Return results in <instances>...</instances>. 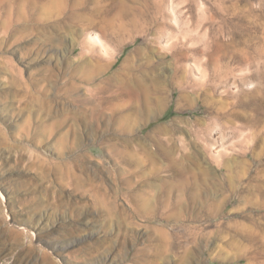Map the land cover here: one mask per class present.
<instances>
[{
  "label": "rangeland",
  "instance_id": "374dc122",
  "mask_svg": "<svg viewBox=\"0 0 264 264\" xmlns=\"http://www.w3.org/2000/svg\"><path fill=\"white\" fill-rule=\"evenodd\" d=\"M120 1L91 3L98 10L94 15L81 10L82 15L74 18L68 10L48 23L62 21L58 32L43 23L41 12L48 0H18L8 31L3 29L6 12L0 8V264L146 263L150 246L156 244L152 235L163 227L164 218L152 221L138 212L133 193L122 183L128 176L119 172L121 168L129 172L136 166L120 161L110 149L125 137L139 138L131 150H138L144 161L141 140L147 139L156 151L158 140L173 139L177 154L185 149L198 159L195 164L186 162L206 171L208 203L204 197L203 205L192 204L180 216L201 240L210 239L209 247L191 246L198 250L190 264H200V257L201 264H264V0H187L181 5V0H165L173 6L168 33L174 38L163 36L162 44L134 55L129 64L125 59L135 48L146 47L154 38L148 32L136 42L126 41L130 34L121 26L129 29L130 22L118 16ZM191 5L196 6L192 15ZM138 17L141 27L147 28V19ZM157 27L148 22L151 30ZM51 33L59 35L60 44L47 42ZM172 49L176 55L174 51L167 55ZM178 60L184 62L179 69ZM89 61L93 68L110 63L100 81L115 72L142 77L140 71L134 72L138 66L148 69L151 77L165 76L171 80L163 84L166 103L148 118L134 117L126 133L109 122L115 100L98 101L106 119H93L96 111L86 100L91 85L72 78ZM67 81L77 82L80 89L68 90ZM137 92L134 89L125 99L135 101ZM39 99L55 102L53 114L41 113ZM61 121L60 132L50 135L48 130ZM64 135L68 149L62 145ZM157 162L163 168L168 161L162 155ZM67 168L75 178L106 190L128 214L119 218L110 214L96 199L101 193L81 187L68 177ZM167 175L163 177L173 181ZM213 203L220 204L215 213L210 211ZM172 222L168 231L182 230ZM183 253L179 249L166 264H176L173 255Z\"/></svg>",
  "mask_w": 264,
  "mask_h": 264
},
{
  "label": "bare ground",
  "instance_id": "6f19581e",
  "mask_svg": "<svg viewBox=\"0 0 264 264\" xmlns=\"http://www.w3.org/2000/svg\"><path fill=\"white\" fill-rule=\"evenodd\" d=\"M17 1L18 0H1L0 1V8L3 6V8L6 12V15H7V20H6L7 22L5 21L3 24L4 30L8 31L10 29V27L12 26V25L11 26L9 25V20L10 21L13 20L12 19V17H13V6H14V4L17 3ZM48 1H49L48 2L49 5L45 6L41 12L43 19H46L45 21L43 20V23H45L47 21V26H45L46 24H43V23H42V25H44L45 28H47V30H49L50 28L54 29L57 32L59 30H62L63 29L62 23H61L62 21H60V22L59 21H53V23H51L49 25H48V23H50V21L52 22V20H55L54 19L55 17L62 16L68 10L72 9L70 17H74L75 15H77V16L82 15L81 10L88 11L90 15H94V11L96 13L98 11V10H96V8H93L95 6L91 7V5L93 3L97 4L98 0H85V1H87L86 6L83 5V2H84L83 0H48ZM130 1L134 2V3H140V2L142 3L143 2L145 4V6H144V8H140L137 5L131 6L129 4ZM186 1L187 0H181V2H179V4L181 5L182 3H185ZM120 4L122 7V10H121L120 14L118 13V16L119 17H121V16L122 17H128L129 22H130L129 29L121 26L122 31L128 32L130 34L129 40H126V41L127 42H130V41L136 42V40L138 38L143 37L148 32H150L154 38L151 41H149L147 39H143V41H146V40L149 41V43H147V46L142 47V45L139 44L140 46H137L135 48V50L132 52V54L128 58L125 59V64H129V62H131V59L134 55H142L145 52L146 48L152 47V45H154L155 43L162 44L163 40L162 41H160V40L163 38V36L168 35L169 38H174L175 35H173V33L172 34L168 33V30L170 28V22L172 19V18H170L172 16L169 13L172 12L174 14V11H172L173 8L171 9V7H173V6H170V5L168 6L166 4L165 0H121ZM188 11L190 12L191 15L194 14L196 12V6L191 5V7H190V9H188ZM180 14L182 15L181 12H179V15ZM66 16H67V14H66ZM138 16H140L141 19H143V17H145L147 19L145 21L147 23V25H146L147 28L141 27L142 23L140 22L141 20L138 19L139 18ZM203 16H205V15H203ZM44 17H46V18H44ZM74 18H76V17H74ZM195 20H197V19H195ZM205 20L206 19H204V21ZM204 21L202 23H204ZM38 22H40V21H38ZM63 22H64V20H63ZM148 22H150L151 24L152 23L157 24L158 25L157 29L151 30V28H148ZM173 22H175V21H173ZM197 23L199 25V22H197ZM44 26H39V28L42 29ZM198 29H199V27H198ZM56 33H51L52 35H50L48 37V41H47L48 43L50 42L51 44H54V43L60 44L59 35H57ZM23 34H25V33H23ZM135 34H137V35L135 36ZM62 37L63 36H61V38ZM185 38H186V36H185ZM191 38H194V36L193 37L191 36ZM92 40L93 41L95 40V41H98L99 43H101V40L99 38H92L91 41ZM196 40H198V39H196ZM16 41H18V40H16ZM98 42H96V43H98ZM120 42H121V45L125 44L121 39L119 40V43ZM194 43H195V41H194ZM176 45L174 44V46H176ZM164 48H166V47H164ZM169 49H171V48H169ZM174 50L175 49H172L167 55H170V53L173 52ZM102 51H103V49H102ZM106 51H107V49H106ZM175 55H176V52L174 51V56ZM183 60L176 61L177 62L176 64L179 66L178 69L180 67H183V64H184V62H182ZM197 62H198V60H197ZM84 64H85L84 69H82V71H79V72L77 70L75 72V74H73L72 78L78 79L82 82H86L87 84L91 85L87 89L89 95H88V98H86V100L88 103L92 104L91 109L93 110V112L96 111L95 115H93L92 118L96 119V120L97 119L98 120L106 119L105 113L102 112L101 108L97 105L98 101L100 103L101 101L105 102L106 100H109V99H111L112 101L115 100L117 102V104H114V106L112 107V109H111L112 110V112H111L112 117H111V120L109 119L110 121L109 120L108 121L110 123H112L113 125L121 128V129H124L125 133L127 131H129L130 128H132L133 119L135 121L134 117H137V118H138V116L143 117V118L150 117L156 111L155 108L156 107L159 108L160 106L161 107L164 106V104L166 103V101L168 99L167 97L163 96V94H164L163 84H165V81H167V85L171 84V80L164 78L165 76L162 77L160 75L156 76V77H151L147 73L148 69H144V67H142V66H138L134 69L135 70L134 72L140 71L139 74L140 75L143 74L142 77L136 76L134 73H131V74L128 73L126 76L122 77L120 72H115L112 75L109 74L110 76H108L107 78L100 81L101 78H103L107 75L109 69L111 68L110 63H107L103 67H99V65H98V68L91 67V65H93V64L90 61L86 62ZM127 66H125V67H127ZM152 67H153V65H152ZM185 67H187V66H185ZM130 72H132V71H130ZM62 78L65 79V76ZM66 84L69 85L68 90H71V91L75 90L76 91V90L80 89V88H78L80 86L77 84V82L67 81ZM102 84H104L105 87ZM176 85L179 88L182 87V85H180V84H176ZM177 86H175V87L177 88ZM134 89L138 90V92L135 93L138 95L137 98L135 99V101L132 99H131L132 101L125 99V97H128V95L132 96ZM40 90H42V89H40ZM181 93H182V95H186L187 90L183 89ZM129 99H130V97H129ZM35 100H36V98H35ZM54 104H55V102L53 100H41V99H39L37 101L36 106L40 108L42 114H46L47 116H50L54 112V109H55L53 106ZM65 121L66 120H64L63 122H65ZM63 122L61 121V122H57V123L53 124L52 128H50L51 130L47 129L48 132H50L49 134L52 135L53 133H56V132L59 133L62 125L64 124ZM134 124H135V122H134ZM162 132L171 133L172 131L167 130V129H163ZM41 134H44V131L41 132ZM40 137H42V135ZM61 139L63 141L62 142L63 147L68 149V146L66 144V140L68 139V135H64ZM76 139H79V138H76ZM135 139H139V138L136 137ZM135 139L126 138V137L125 138H119L118 141L111 147L110 150L114 153V155L120 161H125V162H127V164L129 163L131 166L132 165L136 166L135 170L132 169V171H131L129 169L130 170L129 172H127V171L123 172L122 170L124 168H121V170L119 171V172L125 173V175L127 174V176H128V177L124 176L122 183H123V185H125L127 187V190L130 191L129 192L130 195H132V193H133V195L131 196L133 199V202L132 201L131 202L134 203V205L136 206V210L138 212H142L143 214H146L147 216L151 217L150 220H152V221H154L156 219V217H158V216L159 217L163 216V218H164L163 227L160 225L161 228H156L155 233L152 235L153 240L156 241V244L150 246L149 249H151V250L149 252V257H148L145 264H166L167 260L170 259V256L172 254H175L176 252H178L179 249H183L184 253L181 256L173 255L174 257L175 256L177 257V260L175 259L176 264H190L191 260L193 258L192 256L195 255L196 251L198 250L196 246H198V248L199 247L200 248L209 247L210 239L205 238L204 240H201L200 237L196 234V232L192 228L189 229L184 224H182L180 222V216H182V214L185 212L187 214L188 211L191 209L192 204L197 205L199 203H202L201 202L202 199L209 195L208 187H207L208 178L206 176V171L202 170V169L193 168V166H190L191 164L186 162V160H188L191 163L195 164V163H197L198 159L193 154H189V152H186L185 149L183 151H181L182 153L177 154V150L173 149V147H174L173 139H170L168 142L158 140L156 142L158 145V149L156 151H154L153 149L150 148V145L148 144L147 139L141 140L142 143L139 145L140 146L139 149L141 151H143L144 155L147 157V158L144 157L145 158V161H144V160H142V158H140L141 156L139 157L137 155L138 150H135V149L131 150V147L134 144V141H136ZM75 147L76 146H74L73 149H75ZM108 147H110V146H108ZM162 155H164L166 157V160L168 161L167 165L163 168L158 167L159 163L157 162V160H159L160 156H162ZM149 163L155 165V167L154 166H153L154 168H152V166L148 167L147 165ZM122 164H123V162H122ZM162 173H165L164 175L168 174L167 175L168 179L173 180L174 182L173 181L169 182L166 178L163 177L164 175H162ZM66 174L68 175L69 178L76 179L78 184L81 187H90V189L93 192L95 191V192L101 193L102 196L97 194L96 199H97L99 204H101L102 206L106 205L108 207L110 214H113L117 218L121 217V215H127L128 214L127 211H124L123 209L122 210L119 209L117 202L114 199V197H111L106 190H101V187L100 188L96 187V185H93L94 183H92V182L89 185V184H86V182L83 179H80L78 177L75 178L74 174L72 173L70 168H67ZM148 177H151L152 181L149 182V181L145 180ZM136 178L138 179V180H136L137 184H134L135 183L134 179H136ZM154 179L158 182L157 183L153 182ZM126 187L124 189H126ZM145 187L146 188L148 187L151 191L150 192L146 191ZM120 188H122V187H120ZM140 188H142V190ZM143 188H145V189H143ZM83 190H85V189H83ZM176 192H178V194L174 198V196L172 194H175ZM208 198L209 197H207V200H206L207 202H205L206 204L209 201ZM201 205H203V203ZM205 205L203 207L206 208ZM135 206H133V207H135ZM194 208H195V206H194ZM219 208H220V204L213 203L210 206V211L212 210V212L215 213V211H217ZM123 221H124V219H123ZM171 221L176 222L177 226H180V227L183 226L182 230L179 232H174L172 229H170L168 231L167 225H169V226L172 225L171 223H169ZM125 223H127V222H125ZM174 226H172V227H174ZM185 236H188V238H185ZM182 239H184V240H182ZM191 240H192V242H191ZM192 245H196V246L191 247ZM202 261L203 260L200 257L199 258L200 264L203 263Z\"/></svg>",
  "mask_w": 264,
  "mask_h": 264
}]
</instances>
